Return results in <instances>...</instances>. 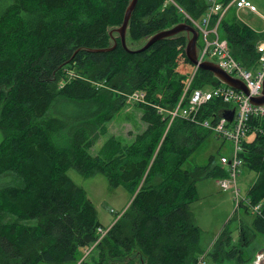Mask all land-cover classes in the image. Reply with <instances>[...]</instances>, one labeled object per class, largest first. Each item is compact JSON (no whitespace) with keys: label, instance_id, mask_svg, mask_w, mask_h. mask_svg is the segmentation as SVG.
<instances>
[{"label":"trees","instance_id":"1","mask_svg":"<svg viewBox=\"0 0 264 264\" xmlns=\"http://www.w3.org/2000/svg\"><path fill=\"white\" fill-rule=\"evenodd\" d=\"M129 1L0 0V175L13 172L22 181L0 189V264H76L95 242L102 225L85 191L66 175L69 169L83 177L101 174L111 188L124 186L130 194L92 264H196L203 252L189 206L197 200L199 180L224 177L226 171L214 157L205 166L183 168L212 134L181 118L169 124L186 85L178 72L182 63L189 65L186 36L157 41L142 53L126 52L109 32L121 26ZM206 7V0H138L127 46L137 49L152 35L188 23L184 14L199 19ZM232 12L221 20L220 32L235 60L253 69L264 34ZM113 39V50L88 52L112 47ZM191 84L220 86L202 70ZM134 92L144 94L136 104L144 131L130 144L110 137L92 155L125 105L124 95ZM225 106L213 99L199 117L215 121ZM240 157L257 175L247 193L250 205L261 204L264 215V136L250 134ZM251 226L264 234L260 216ZM246 234L240 226L242 246L249 243ZM214 243L209 254L218 264L246 262L227 231Z\"/></svg>","mask_w":264,"mask_h":264},{"label":"rangeland","instance_id":"2","mask_svg":"<svg viewBox=\"0 0 264 264\" xmlns=\"http://www.w3.org/2000/svg\"><path fill=\"white\" fill-rule=\"evenodd\" d=\"M208 1L209 0H206V4H208ZM248 1L256 7L258 13L252 14L247 10H234L231 8L227 11V16L229 17L232 15V11H234V14H236L237 18L244 22L254 32L259 35L264 34L262 32L264 31V0ZM216 34L219 39L226 41L223 38L219 27ZM262 40H264V38ZM198 45H201V39L198 40ZM228 51L231 57L235 60L229 45ZM235 61L238 62L237 60ZM178 72L181 75L183 74L186 76L185 86L187 87L189 82L188 77H190L194 72L193 66L190 64L184 65L182 63V65L178 67ZM214 88L215 87L209 86V84L205 87L206 90H212ZM134 93L130 95H124L125 105L114 114L111 121L107 124L106 134L101 136L90 150L92 155H95L100 147L110 137H114L123 144H130L133 142L134 137L137 134L144 131L146 126L140 119L142 111L136 106V104L140 102H135L131 98ZM228 107V109H230L232 106L228 105ZM169 124H171L170 120ZM1 140L2 134L0 133V142ZM231 151L232 144L230 141L218 138L217 135L211 134L208 138H206L204 143H202L200 147L195 150V152L183 165V168L190 169L193 166H205L208 163L210 157H214V163H218L221 156L230 157ZM66 175L77 187H80L85 191L88 200L92 203L96 210L98 222L102 225V228H105V234H97V239L95 242L82 251V256L76 263L81 264L82 261H84L85 264H92L98 258V243L104 240L112 225L128 208V205L131 201L130 194L124 186L111 188L108 185L106 177L101 174H95L91 177H83L75 169H69ZM256 177L257 175L254 172L249 171L243 166L241 167L239 176L237 178V189L240 190L238 205L234 200V196L231 191H222L216 184V180L221 177L216 179L205 178L199 180L196 183L197 200L189 206V211L192 222L200 230L199 246L203 250L200 255L207 256L205 257L206 264H218L217 261L212 259L210 254L214 250V242H216L222 233L227 231L230 234L231 245H240V247L242 246L239 241L240 226L245 228L247 231L246 235L249 237L248 245L241 247V256L242 259L246 260V262L238 263L235 260H231L225 261L222 264L264 263V234L254 231L251 226L253 218L257 215L254 212V206L250 205L247 195L248 189L253 184ZM21 184V178L13 172H7L0 175V189L8 186L18 187L21 186ZM7 220L10 219L7 218ZM98 240L100 241L98 242ZM260 250H263V252L259 253Z\"/></svg>","mask_w":264,"mask_h":264},{"label":"built area","instance_id":"3","mask_svg":"<svg viewBox=\"0 0 264 264\" xmlns=\"http://www.w3.org/2000/svg\"><path fill=\"white\" fill-rule=\"evenodd\" d=\"M231 8L247 10L252 14L258 13L256 7L248 0H232L227 5L220 3L218 0H209L205 14L201 18L193 19L186 14H184V18L197 31V43L201 39V45H198V64L205 61L216 64L227 75L241 80L245 84L248 94L246 95L224 84L212 90H206L205 88L191 89V83L199 71L198 65H192L194 72L188 77V85L187 87L185 86L186 89L184 88L185 91L183 90L184 92L177 106L173 111L169 112V115L171 116L170 122H172L173 118L178 117L203 129L210 130L218 138L231 142L232 151L230 157L221 156L219 158V165L226 170L228 176L217 179L216 184L222 191H231L238 205L240 190L237 189V178L243 166V159L240 157V153L243 152V142L249 140L250 134L256 133L264 136V104L253 105L251 103V98L260 97L262 94L264 40L256 43L255 51L258 57L253 69H247L236 62L228 51V43L219 39L216 34L221 20ZM262 32L264 33V31ZM131 98L135 102H144V94L141 92H135ZM213 99L220 100L226 106L222 107L223 109L215 121L201 119L199 117L201 107ZM228 105L232 107L228 109ZM232 110L234 111L233 118L231 122H228L221 115L225 111ZM253 122H257L259 125ZM253 206L255 214L264 219V215L261 212V204ZM104 229L98 227L96 233L104 235ZM205 257L207 256H198L196 264H206Z\"/></svg>","mask_w":264,"mask_h":264},{"label":"water","instance_id":"4","mask_svg":"<svg viewBox=\"0 0 264 264\" xmlns=\"http://www.w3.org/2000/svg\"><path fill=\"white\" fill-rule=\"evenodd\" d=\"M138 0H130L128 6L123 15L122 24L120 27L113 29L109 32V35L112 37L113 34H117L119 41L121 43L122 48L131 54L135 53H142L146 51L150 46H152L155 42L165 40L168 38L176 37L179 34H184L186 36V45L184 48V54L191 65H198L199 70L209 72L215 77L220 83L231 87L233 89L239 90L244 94H248V91L245 87V84L236 78H232L231 76L227 75L224 71H222L216 64L205 61L198 64V47H197V38L198 33L197 31L188 25L187 23L183 22L178 24L170 29L160 31L151 37H149L139 48L132 49L131 47L127 46L126 36H127V29L128 24L131 18V15L136 7ZM113 45L110 48L100 49V50H88V52H109L113 50L117 46V42L113 39ZM251 103L253 105H263L264 104V81L262 85V94L260 97L251 98ZM234 111H225L222 113V117L226 119V121L231 122L233 118ZM263 250H260L259 253H262ZM264 264V263H262Z\"/></svg>","mask_w":264,"mask_h":264},{"label":"bare ground","instance_id":"5","mask_svg":"<svg viewBox=\"0 0 264 264\" xmlns=\"http://www.w3.org/2000/svg\"><path fill=\"white\" fill-rule=\"evenodd\" d=\"M220 85H222V83H220ZM216 87V86H215ZM218 87V86H217ZM231 88V87H230ZM233 89V88H232ZM236 90V89H235ZM175 118H178V117H175ZM175 118H173V120L175 119ZM170 119H171V116H170ZM172 120V121H173ZM217 166L218 167H220V165H219V162L217 163ZM226 171V170H225ZM228 175H227V172H226V177H227ZM225 176L224 177H221V178H226ZM221 178H219V179H221Z\"/></svg>","mask_w":264,"mask_h":264}]
</instances>
